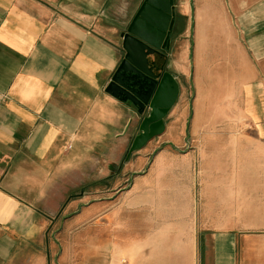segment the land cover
<instances>
[{"label":"crops","instance_id":"crops-1","mask_svg":"<svg viewBox=\"0 0 264 264\" xmlns=\"http://www.w3.org/2000/svg\"><path fill=\"white\" fill-rule=\"evenodd\" d=\"M141 2L0 0V264H264V0L174 1L179 93L127 155Z\"/></svg>","mask_w":264,"mask_h":264},{"label":"water","instance_id":"water-1","mask_svg":"<svg viewBox=\"0 0 264 264\" xmlns=\"http://www.w3.org/2000/svg\"><path fill=\"white\" fill-rule=\"evenodd\" d=\"M174 1L142 0L121 34L124 53L105 89L132 107L134 135L127 155L164 130V117L179 93L166 68L176 28Z\"/></svg>","mask_w":264,"mask_h":264},{"label":"rangeland","instance_id":"rangeland-1","mask_svg":"<svg viewBox=\"0 0 264 264\" xmlns=\"http://www.w3.org/2000/svg\"><path fill=\"white\" fill-rule=\"evenodd\" d=\"M175 11H176V10H175ZM181 18H182V17H181L179 14H176V22L178 21V23H179V21L181 20ZM176 26H177V24H176ZM178 26H179V25H178ZM178 26H177L176 29H178ZM176 29H175V30H176ZM175 32H176V31H174V34H175ZM89 223H90V221H89Z\"/></svg>","mask_w":264,"mask_h":264}]
</instances>
